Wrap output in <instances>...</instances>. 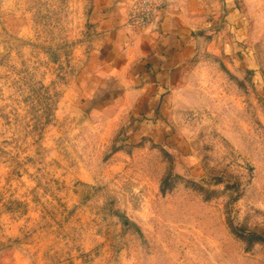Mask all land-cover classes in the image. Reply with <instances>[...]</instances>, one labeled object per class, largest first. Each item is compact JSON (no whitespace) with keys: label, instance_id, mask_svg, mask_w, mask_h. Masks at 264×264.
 <instances>
[{"label":"rangeland","instance_id":"374dc122","mask_svg":"<svg viewBox=\"0 0 264 264\" xmlns=\"http://www.w3.org/2000/svg\"><path fill=\"white\" fill-rule=\"evenodd\" d=\"M96 4L0 0V264H264V0L157 128L97 79Z\"/></svg>","mask_w":264,"mask_h":264},{"label":"crops","instance_id":"0c3cea01","mask_svg":"<svg viewBox=\"0 0 264 264\" xmlns=\"http://www.w3.org/2000/svg\"><path fill=\"white\" fill-rule=\"evenodd\" d=\"M136 1L97 0L93 16L105 37L97 79L110 83L116 96L132 91L134 113L157 128L167 99L181 84L203 38L225 34L230 48L240 49L249 18L247 2L253 0H155L159 13L145 31L128 25Z\"/></svg>","mask_w":264,"mask_h":264},{"label":"built area","instance_id":"2783aa9c","mask_svg":"<svg viewBox=\"0 0 264 264\" xmlns=\"http://www.w3.org/2000/svg\"><path fill=\"white\" fill-rule=\"evenodd\" d=\"M158 13L155 0H138L129 9L128 25L145 31L153 25Z\"/></svg>","mask_w":264,"mask_h":264}]
</instances>
